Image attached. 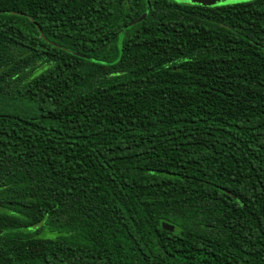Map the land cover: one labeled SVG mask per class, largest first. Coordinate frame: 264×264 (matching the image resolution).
<instances>
[{
  "label": "trees",
  "instance_id": "16d2710c",
  "mask_svg": "<svg viewBox=\"0 0 264 264\" xmlns=\"http://www.w3.org/2000/svg\"><path fill=\"white\" fill-rule=\"evenodd\" d=\"M0 229V264H264V0H0Z\"/></svg>",
  "mask_w": 264,
  "mask_h": 264
},
{
  "label": "rangeland",
  "instance_id": "374dc122",
  "mask_svg": "<svg viewBox=\"0 0 264 264\" xmlns=\"http://www.w3.org/2000/svg\"><path fill=\"white\" fill-rule=\"evenodd\" d=\"M179 4H190L205 7H219L224 5H230L241 2H248L253 0H173ZM61 233L58 231H51L49 229H43L40 233V237L54 238L59 236Z\"/></svg>",
  "mask_w": 264,
  "mask_h": 264
},
{
  "label": "water",
  "instance_id": "95a60500",
  "mask_svg": "<svg viewBox=\"0 0 264 264\" xmlns=\"http://www.w3.org/2000/svg\"><path fill=\"white\" fill-rule=\"evenodd\" d=\"M162 227L165 229V230H168V231H174L175 230V226L167 221H163L162 222ZM0 233H2V230L0 229Z\"/></svg>",
  "mask_w": 264,
  "mask_h": 264
}]
</instances>
